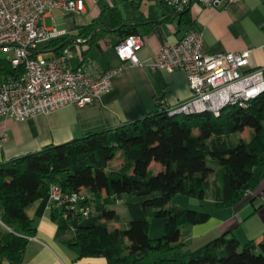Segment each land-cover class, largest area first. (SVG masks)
<instances>
[{"label":"trees","instance_id":"obj_1","mask_svg":"<svg viewBox=\"0 0 264 264\" xmlns=\"http://www.w3.org/2000/svg\"><path fill=\"white\" fill-rule=\"evenodd\" d=\"M113 19V27L122 23L117 12ZM179 23L192 27L188 11ZM94 29L91 25L90 33ZM120 33H125L122 39L139 34L132 26ZM50 43L56 54L66 47L63 41ZM22 72L9 59H0V79ZM247 129L248 138L235 140ZM117 154L121 164L110 168ZM152 162H158L161 170L154 173L149 168ZM263 165L264 93L248 108L227 107L218 117L170 116L161 108L118 128L89 132L13 158L0 164V256L10 264H23L28 240L35 234L25 209L45 198L51 185H59L64 192L90 196L82 204L91 207L88 217L78 209L51 208L57 236L78 257H103L108 264H264V236L259 243L241 244L221 234L187 250L191 227L207 222L210 213L171 205L175 196L185 195L203 204L212 200L216 208L234 206L257 187L254 170ZM118 204L125 206L129 220L126 227L110 228L111 223L121 222L114 209ZM149 218L164 219L160 238L149 237ZM153 252L159 256L150 262Z\"/></svg>","mask_w":264,"mask_h":264},{"label":"crops","instance_id":"obj_2","mask_svg":"<svg viewBox=\"0 0 264 264\" xmlns=\"http://www.w3.org/2000/svg\"><path fill=\"white\" fill-rule=\"evenodd\" d=\"M83 2L85 9L79 14L59 9L45 14L44 27L56 29L58 36L40 44L37 54L49 56L56 48L50 42L63 41L73 51L71 67H82L92 75L117 66H123L122 71L113 78L110 91L92 104L66 105L56 112L38 114L27 120L1 118L0 136L5 139L0 144V164L82 138L89 132L115 129L144 118L159 111L161 101L167 109L188 101L191 92L184 72L153 71L149 65L156 52L182 39L190 29L201 31L205 52L215 55L250 51L251 66L264 71V0H224L218 8L203 7L198 0H191L184 11L189 12L191 28L181 27L180 13L165 8L159 0ZM114 12L122 22L115 27ZM91 25L95 26L92 33ZM131 26L144 38V45L137 52L139 65L122 62L115 52V45L125 35L120 30ZM95 34L98 37L90 42ZM149 168L161 170L155 162ZM261 168L254 170L259 180L252 190L254 197L245 196L236 205L225 208L213 207L212 200H206L208 207L204 210L210 213V218L191 227L187 250H194L221 234L235 237L241 244L251 240L259 243L263 239L264 200L255 199L264 191ZM51 208L47 196L26 207L25 213L34 222L35 234L28 240L23 264H108L103 257H78L57 236L58 225L51 218ZM0 264L10 262L0 256Z\"/></svg>","mask_w":264,"mask_h":264},{"label":"built area","instance_id":"obj_3","mask_svg":"<svg viewBox=\"0 0 264 264\" xmlns=\"http://www.w3.org/2000/svg\"><path fill=\"white\" fill-rule=\"evenodd\" d=\"M176 13L187 10L191 0H159ZM224 0H198L203 7L218 8ZM52 9L72 14L82 13L83 0H0V51L11 53L13 68L22 67L17 77L0 79V119L27 120L38 114H49L66 105L76 107L92 104L108 93L113 78L123 66L92 75L82 67L73 68V51L64 47L58 54H37L40 44L58 36L56 29L45 28L43 17ZM144 38L131 34L115 45L122 62L139 65L137 52ZM151 70L185 73L191 97L173 109H163L170 116L210 113L218 117L231 106L246 109L264 93V71L251 66V52L209 54L203 49L202 33L190 29L172 45L162 47L153 56ZM0 136V144L4 140ZM246 196H255L248 190ZM84 192H64L59 185H51L47 198L52 207L78 209L84 217L91 214ZM255 199L264 200V191ZM1 223V221H0Z\"/></svg>","mask_w":264,"mask_h":264},{"label":"rangeland","instance_id":"obj_4","mask_svg":"<svg viewBox=\"0 0 264 264\" xmlns=\"http://www.w3.org/2000/svg\"><path fill=\"white\" fill-rule=\"evenodd\" d=\"M11 53H7L4 51H0V59H10ZM250 132V129H247ZM249 134L248 131H244L243 133H238L235 136V140H239L240 138H248ZM157 167H160V164L158 162H155ZM121 164V155L117 154L111 161H110V168L117 169L119 168ZM264 171V166L261 168ZM153 172L155 173V169H153ZM201 201L195 199V198H190L185 195H177L173 198L171 201V205H177V206H182L183 208L186 209H191V210H201V209H207L206 201L203 204V207L201 206ZM114 209H116L122 216L121 222L120 223H111L110 228H122L126 227L129 216L127 213V210L124 205L119 204L114 206ZM149 231L148 235L151 239H157L160 238L163 234V228H164V219L162 218H149ZM159 255L157 252H153L150 257L149 261H153L155 258H157Z\"/></svg>","mask_w":264,"mask_h":264},{"label":"water","instance_id":"obj_5","mask_svg":"<svg viewBox=\"0 0 264 264\" xmlns=\"http://www.w3.org/2000/svg\"><path fill=\"white\" fill-rule=\"evenodd\" d=\"M176 15V14H175ZM180 15H181V13H180ZM173 15H168V17H172ZM157 22H160V20L159 21H157Z\"/></svg>","mask_w":264,"mask_h":264}]
</instances>
